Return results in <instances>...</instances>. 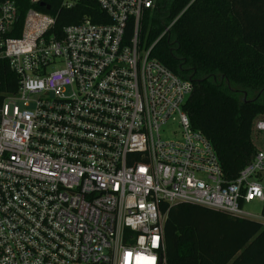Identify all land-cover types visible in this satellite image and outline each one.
Wrapping results in <instances>:
<instances>
[{"label": "built area", "instance_id": "2783aa9c", "mask_svg": "<svg viewBox=\"0 0 264 264\" xmlns=\"http://www.w3.org/2000/svg\"><path fill=\"white\" fill-rule=\"evenodd\" d=\"M60 2L101 13L58 34L41 0L22 23L17 2L0 1V62L14 74L0 80V264H165L163 205L264 224V117L227 180L185 111L192 82L141 42L156 0ZM253 201L260 217L244 209Z\"/></svg>", "mask_w": 264, "mask_h": 264}, {"label": "trees", "instance_id": "16d2710c", "mask_svg": "<svg viewBox=\"0 0 264 264\" xmlns=\"http://www.w3.org/2000/svg\"><path fill=\"white\" fill-rule=\"evenodd\" d=\"M15 1L22 23L29 0ZM41 3L37 9L56 17L58 34L101 13L93 2ZM140 38L147 47L156 42L151 56L192 82L185 111L211 141L226 179H235L256 152L253 122L264 116V0H156ZM12 76L0 62V80ZM163 209L165 264H264L261 222L192 203Z\"/></svg>", "mask_w": 264, "mask_h": 264}, {"label": "rangeland", "instance_id": "374dc122", "mask_svg": "<svg viewBox=\"0 0 264 264\" xmlns=\"http://www.w3.org/2000/svg\"><path fill=\"white\" fill-rule=\"evenodd\" d=\"M252 136H253V141L255 142V144H258L259 145L260 144V140L258 139L257 134H256L255 131L253 132V135ZM244 209L247 212H249L251 214H254V215L260 217L262 215V202H260V201H253V202L247 204L244 207Z\"/></svg>", "mask_w": 264, "mask_h": 264}, {"label": "water", "instance_id": "95a60500", "mask_svg": "<svg viewBox=\"0 0 264 264\" xmlns=\"http://www.w3.org/2000/svg\"><path fill=\"white\" fill-rule=\"evenodd\" d=\"M41 5L43 6L44 4H43V3H41ZM47 9H49V7H47Z\"/></svg>", "mask_w": 264, "mask_h": 264}]
</instances>
